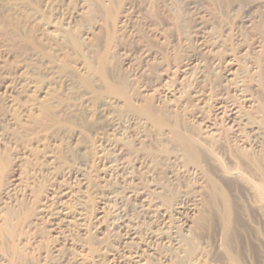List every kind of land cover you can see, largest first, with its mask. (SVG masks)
I'll list each match as a JSON object with an SVG mask.
<instances>
[{"label":"rangeland","instance_id":"rangeland-1","mask_svg":"<svg viewBox=\"0 0 264 264\" xmlns=\"http://www.w3.org/2000/svg\"><path fill=\"white\" fill-rule=\"evenodd\" d=\"M176 133L225 168L227 150L264 162V0H0L4 264H119L130 231L149 264H264V203L239 195L225 241L222 197L237 198L228 182L214 194ZM12 169L30 197L5 196ZM74 169L82 230L66 243L38 219Z\"/></svg>","mask_w":264,"mask_h":264},{"label":"bare ground","instance_id":"bare-ground-1","mask_svg":"<svg viewBox=\"0 0 264 264\" xmlns=\"http://www.w3.org/2000/svg\"><path fill=\"white\" fill-rule=\"evenodd\" d=\"M90 33L91 31L89 30L85 31L84 36L88 38ZM64 83H66V81H63V84ZM45 105H46L44 107L45 110H51L54 106L52 101L47 102ZM24 110L25 112L29 114L30 112L29 107L25 106ZM175 138L177 142L180 144V146L182 147L184 154L186 155L187 159L190 162L203 164V166L208 170L209 174L212 176L211 188L213 189L214 194L216 193V191L220 190L221 184L225 185V183L227 182L230 184V186H225V187L230 188L229 190L234 192V196L237 199L235 201V200H229L228 197L224 195L222 197V208H223L224 224H225L224 227L226 228L225 234H223V236L225 237L224 238L225 241L230 239L229 230L233 222L234 223L233 234L234 236L237 237V234L239 231V228H238L239 213H238L236 204H237L239 195L241 194H245V195L252 194L253 195L256 192L257 194L256 196L261 200V202L264 203V182H260L258 184V189L256 190L255 187L242 183L243 179L240 177V173L238 172V169L240 166H245L247 170L253 169L255 167L256 169L264 172V162H261V161L258 162L256 157L253 155V153L249 152V151H252L253 147L251 150H246L249 153L247 156L248 157L250 156L248 159L249 162H243L242 160L243 157L240 156L238 151L227 150L229 159L232 161V164L233 163L234 164L232 168H225L219 163V161L213 156V154H211L207 149H204L201 144L199 145L197 142H192L189 139H183V137H181V135H179L178 133L175 134ZM51 156L49 157L51 158ZM10 176L12 178L10 180V183L17 180V177H16L17 172L15 169H12ZM70 179H73L77 185L84 184V179L81 177L80 171L78 169L62 172V174L57 177L58 184L56 188L53 189L49 193V197L44 203L43 210L41 212V217L40 219H38L39 221H41L42 224L44 223L48 227V229L55 235V237L61 239L62 241H65L66 243L70 241L69 237L71 236V233L73 231L75 232V230L76 231L82 230V224L80 223L81 221L80 212L79 211L72 212L67 207V201L73 197V189H74V187L69 181ZM73 180H72V183L74 182ZM18 195H21L24 198L30 197L27 190L23 189L22 191L18 193L14 191L13 184L12 183L9 184V186L7 187V191L5 192V196L10 197V196H18ZM181 208L182 206L177 204V206L175 207V210L179 211L181 210ZM35 220H37V218ZM209 220L210 218L207 219L206 221L209 222ZM94 231L101 233L99 223L96 226H94ZM126 238L129 240L125 241L124 245L127 244L128 242L129 247L127 245L128 247L127 249L130 252H129V255H126L124 251V246H123V250L121 249L120 251L121 253L119 255L121 256V259L120 260L117 259L119 260V264H149L147 262V256L153 253H149V255L143 256L142 253L139 254L137 250L138 249L137 245H135L137 246V248L135 247L136 249L132 248V246H134L132 245V243L136 242V239H137L136 233L134 231L132 232L130 231V233L127 234ZM257 241H259L257 238L251 239L250 243H254ZM137 242L139 243V241ZM260 242L264 243V238H262ZM146 249L147 251L149 250L150 252L153 251L152 248L150 249L147 247ZM111 256L112 258L107 264H115L114 256H116V254L114 253V255L112 254ZM0 264H4V261L2 258H0Z\"/></svg>","mask_w":264,"mask_h":264}]
</instances>
